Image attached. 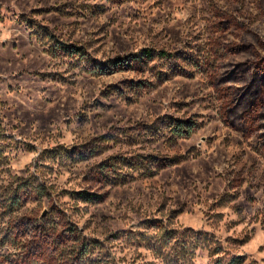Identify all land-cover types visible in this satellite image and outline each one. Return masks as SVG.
Segmentation results:
<instances>
[{
  "label": "rangeland",
  "instance_id": "1",
  "mask_svg": "<svg viewBox=\"0 0 264 264\" xmlns=\"http://www.w3.org/2000/svg\"><path fill=\"white\" fill-rule=\"evenodd\" d=\"M246 59L264 0H0V264H264Z\"/></svg>",
  "mask_w": 264,
  "mask_h": 264
},
{
  "label": "trees",
  "instance_id": "2",
  "mask_svg": "<svg viewBox=\"0 0 264 264\" xmlns=\"http://www.w3.org/2000/svg\"><path fill=\"white\" fill-rule=\"evenodd\" d=\"M138 61H139L138 57L133 59V63H135L133 65L134 67L137 65L136 63H138ZM253 63H254L253 61L246 59V61L237 65L238 66L237 71H239L240 76L248 77V80H249L250 76H254L257 78V80H254V78L251 77L249 80L248 92L250 91L251 93L256 91L255 88H257V86H258L257 81H260L261 86L262 85L264 86V69L256 68V66ZM251 71H253V72H251ZM250 73H253V74L248 75ZM185 124L188 125L187 122H181V124H177L174 127V132L176 133V136L180 137L181 139L189 138L192 135V133L196 130L195 126H189L188 125L187 127H184ZM160 169H162V168L160 167ZM19 187L20 188H18V191L16 192V194L11 197V202L9 205L10 208H16L17 206L23 204V202H22L23 196H22V191H21L22 186H19ZM83 195H84L83 199H85L87 201H96V200L102 201L104 199L103 196H99L96 194L92 195V194L84 193ZM13 212H14V210H13ZM17 240L18 239L14 240V242H16ZM86 255H87V252H84L81 255L82 257H80L79 259H82L83 257L85 258ZM87 264H97V263L87 261ZM228 264H245V260H244L243 256H240V257H236V258L231 259V261Z\"/></svg>",
  "mask_w": 264,
  "mask_h": 264
}]
</instances>
